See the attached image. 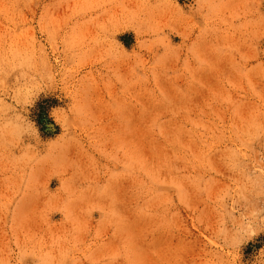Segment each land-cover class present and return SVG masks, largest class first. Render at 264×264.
Instances as JSON below:
<instances>
[{
  "label": "rangeland",
  "instance_id": "rangeland-1",
  "mask_svg": "<svg viewBox=\"0 0 264 264\" xmlns=\"http://www.w3.org/2000/svg\"><path fill=\"white\" fill-rule=\"evenodd\" d=\"M0 264H264V0H0Z\"/></svg>",
  "mask_w": 264,
  "mask_h": 264
},
{
  "label": "bare ground",
  "instance_id": "bare-ground-1",
  "mask_svg": "<svg viewBox=\"0 0 264 264\" xmlns=\"http://www.w3.org/2000/svg\"><path fill=\"white\" fill-rule=\"evenodd\" d=\"M49 126V125H48ZM48 129H51V128H49V127H47Z\"/></svg>",
  "mask_w": 264,
  "mask_h": 264
}]
</instances>
